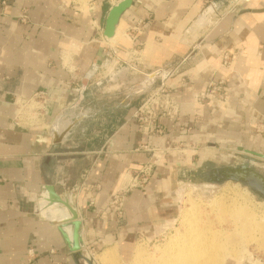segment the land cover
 Segmentation results:
<instances>
[{
  "label": "crops",
  "instance_id": "1",
  "mask_svg": "<svg viewBox=\"0 0 264 264\" xmlns=\"http://www.w3.org/2000/svg\"><path fill=\"white\" fill-rule=\"evenodd\" d=\"M211 1L224 15L200 27L207 0H91L84 9L69 0H0V264H78L54 222L69 215L66 207L34 199L50 186L62 198L79 187L72 205L82 220V248L103 264V253L128 258L137 238L172 219L174 190L183 177L238 163L234 156L242 149L264 155V136L257 132L264 121V0L232 12L230 0ZM110 47L120 51L106 70ZM135 48L138 54L130 55ZM227 51L240 53L230 68L221 66ZM125 62L135 67L124 68ZM131 70L144 75L132 77L140 100L152 78L155 87L175 72L170 81L178 88L181 115L175 123L163 120L164 137L138 127ZM119 71L125 74L109 79ZM219 77L228 80L227 104L206 103L196 118L193 93ZM39 90L49 95L42 126L19 125L16 100ZM58 118L61 131L68 125L70 131L57 147ZM87 118L92 126L83 124ZM178 143L194 147L187 158L172 150ZM151 156L158 164L153 178L126 195L118 214L113 194L125 173ZM86 170L89 180L81 187Z\"/></svg>",
  "mask_w": 264,
  "mask_h": 264
},
{
  "label": "rangeland",
  "instance_id": "2",
  "mask_svg": "<svg viewBox=\"0 0 264 264\" xmlns=\"http://www.w3.org/2000/svg\"><path fill=\"white\" fill-rule=\"evenodd\" d=\"M90 1L91 0H69L72 6L81 9H84ZM134 72L136 71L131 70L130 76H128L127 79L130 84L131 97L134 98L135 103H138L141 100L138 98V94L134 91V88H136L135 86L137 85V79L133 80L132 77H134V75H144L138 71L136 73ZM123 74H125L124 71L114 72V74L110 73L109 79L110 77L114 79L116 76ZM100 104H106V101L102 99L100 100ZM92 123L93 121L90 118H87L84 120L83 124L88 127L90 125L92 126ZM79 134H81L80 131ZM249 160L252 164L259 165L255 159V163L253 160ZM243 161L244 157L240 156L236 159V162L238 163L233 162L231 165L235 166L236 164H241ZM252 167L264 177V168ZM206 171V169L199 170L198 172L193 173L192 176L188 174L178 181L174 190L173 201L175 211L172 219L163 223L161 226H158L153 235L137 238L131 245L128 258L122 260L116 252L117 258H111L108 260L107 264H162L165 260V255H169V253L172 252L174 253L175 251L173 250L177 249L178 244L180 245V240L177 241V239H181V236L183 237L187 232L186 223L190 215L197 219L205 220L206 224L204 225H207L206 228L211 227L217 230L223 228L224 232H227L228 234L233 230L235 231V227H237L235 222L236 218L230 212L229 207L230 201L233 202L234 199L235 202L231 203L237 205L241 203L240 205L242 207L246 206L247 208L245 207V209H247L251 215L253 214V221L250 227V224L248 223L250 219H248L246 215L238 217L239 226L237 232L231 236L227 233L223 235L225 239L231 237L230 240L232 241L229 242H235V249L237 250L234 255L232 254L226 257L223 261L226 262L232 259L243 264H264V198L240 182L226 181L223 183H213L207 181L205 177ZM205 187H207V189H205ZM227 197L232 200L227 199ZM38 198L40 199L41 197ZM36 201L38 200L36 199ZM245 203L246 205H243ZM195 214L197 216H195ZM207 221H209L211 225ZM242 224H244V226H242ZM247 224H249V226ZM245 225H247V227ZM240 230H243V232ZM138 250H140V253H138Z\"/></svg>",
  "mask_w": 264,
  "mask_h": 264
},
{
  "label": "built area",
  "instance_id": "3",
  "mask_svg": "<svg viewBox=\"0 0 264 264\" xmlns=\"http://www.w3.org/2000/svg\"><path fill=\"white\" fill-rule=\"evenodd\" d=\"M207 1V4H209L208 6L213 7V1ZM248 1L249 0H230L231 4L229 11L232 12L237 10L240 6L244 5ZM208 6L204 8L203 12L201 13L202 15H200L199 17V19L204 20V23L200 27H205L209 25L211 26L214 23L218 22V20L224 15L221 14L220 11L216 10L214 7L210 9ZM20 17L21 21H28V16L26 14H22ZM119 51V47L108 48L109 55L102 67L107 70V68L111 65H115L116 60L119 56ZM138 52V48L132 49L130 55L135 56L138 54ZM239 54L240 53L237 51L225 52L222 57L221 66L224 68H230L233 60ZM129 65H131L133 68L135 67L132 63L128 64L125 62L124 68ZM121 69H123V66H121ZM174 73L175 72L172 71L166 77H161L160 83L155 87V79L152 78V81L149 82L144 87V90L141 91V95H143V97L139 103V106L134 112V117L136 118L140 131L147 133L150 136H165L168 129L163 123L164 119L174 123L180 120L181 100L178 95V88L175 82L170 81L171 76ZM228 90V80L226 78L219 77L216 79L209 80L204 89L194 92L192 95V102L195 106V117L200 119V117L202 116L201 107L204 106L206 103L210 102L219 106L227 104L229 100ZM48 103L49 95L44 90H39L35 92L33 96L29 99L25 97H19L16 100L18 113L16 115L15 121L19 125L27 127L42 126ZM257 132L260 135L264 136V121L257 125ZM172 147V150L180 159L187 158L189 153L194 150V147L184 143L174 144L172 145ZM142 148L147 152L155 151L154 148L149 147L147 144L142 145ZM243 155L256 159L259 161L260 164H262H251V166L264 168V155H253L249 151L242 149L241 151L237 152L234 158L238 159V157H243ZM260 156H262V158ZM157 166L158 164L155 160H153L151 156L146 162L133 166L131 169H129V171H127V173H125L121 184L117 188L116 192L113 194L111 201V205L116 208L118 214H122L126 195L134 189H145L153 178ZM89 175V170H86L83 174V181L81 183V187L87 185ZM78 190L79 187L77 186L71 189V194H69L71 204H73L72 194L74 191ZM39 197L45 198L47 197V193L42 192ZM34 199L35 201L36 199L39 200L38 197ZM38 202L39 201H36L37 204Z\"/></svg>",
  "mask_w": 264,
  "mask_h": 264
},
{
  "label": "bare ground",
  "instance_id": "4",
  "mask_svg": "<svg viewBox=\"0 0 264 264\" xmlns=\"http://www.w3.org/2000/svg\"><path fill=\"white\" fill-rule=\"evenodd\" d=\"M203 21L204 20L198 19L197 25L201 26L204 23ZM149 81H150V79H149ZM60 125H61V121H60V123H58V125L55 126V128H57L58 132L63 130V129H61ZM61 132H63V131H61ZM249 159L253 160L254 163L256 161L259 163L258 160L255 159L256 161H254L253 158L249 157L245 161L246 163L248 162L247 164H252ZM255 165H257V164H255ZM259 165H261V164L259 163ZM205 189H207V187H205ZM179 194H180V192H179ZM227 199H229V197H227ZM231 202L232 201H230V204H229L230 205L229 206L230 212L236 218L235 222L237 224V227H235V231L233 230L231 233L228 234L227 232H224L223 228L218 229V230L213 229L211 227L206 228L207 225L206 226L204 225V224H206L205 220H202L199 218L197 219L196 217L190 215L189 218L187 219V223H186L187 224V226H186L187 232L185 233V235L183 234L184 235L183 237L181 236V239L180 238L177 239V241L180 240L179 241L180 245L178 244L177 249L173 250V251H175L174 253L172 252L173 254L169 253V255H165L167 258L165 257V260L163 261V263L162 262L161 263L162 264H223V263H225L223 261V259H225L226 257H228L232 254L234 255L237 252V250L235 249L236 243L234 242L235 243L234 244L232 242H229V241H232V240H230L231 237L230 238L227 237L225 239V237L223 235L225 233H227L229 236H231V235L235 234V232H237L238 226H239L238 217L246 215L248 217V219L251 220V221L249 220V222H248L250 224V227H251V223L253 221V214L251 215L248 212V210L245 209L246 206L242 207L240 205L241 204L240 202H239L240 204L238 203L239 205H237L235 203L232 204L233 202H235V199L232 203ZM243 205H246V203ZM66 209L69 212L67 207H66ZM70 215L71 214L69 212V215L67 217H70ZM195 216H197V215L195 214ZM64 218H66V217H64ZM207 222L210 223L209 221H207ZM223 222H224V220H223ZM249 224H247V225L249 226ZM210 225H211V223H210ZM247 225H245V226L247 227ZM242 226H244V224H242ZM241 229H243V228H241ZM240 231L243 232V230H240ZM67 232L71 233L69 231H67ZM140 250H138V253H140ZM100 257H101L100 261L104 264V263H107L108 260L111 259L112 255H110L108 252H105Z\"/></svg>",
  "mask_w": 264,
  "mask_h": 264
},
{
  "label": "water",
  "instance_id": "5",
  "mask_svg": "<svg viewBox=\"0 0 264 264\" xmlns=\"http://www.w3.org/2000/svg\"><path fill=\"white\" fill-rule=\"evenodd\" d=\"M123 3L115 6L112 9L111 16L115 17L120 12ZM86 84V83H85ZM87 85H84V88ZM61 119L58 118L53 127V135H54V143L56 146H60V144L66 138L67 133L70 131L68 127L63 132H58L57 128H55L58 123H60ZM245 161L249 156L243 155ZM242 162L241 164H237L235 166H224L221 168L211 169L205 173V177L207 181L213 183H223L226 181H236L243 183L248 186L255 193L259 194L262 198H264V177L256 172L251 164H247L246 162ZM47 199L52 204H62L68 208L70 212V217L64 218L62 221H54L59 224V230L61 231L66 243L69 245L72 257L74 260L80 264V260H84L87 264H95L92 257L87 256L82 248L83 237L80 232L82 220L79 218L78 210L74 207L70 199L68 197L62 198L58 195L53 186L47 188ZM67 227H70L71 233L67 232Z\"/></svg>",
  "mask_w": 264,
  "mask_h": 264
}]
</instances>
